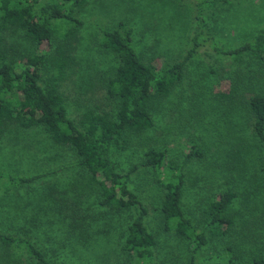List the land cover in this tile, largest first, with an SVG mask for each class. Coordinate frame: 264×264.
I'll return each mask as SVG.
<instances>
[{
    "label": "rangeland",
    "instance_id": "rangeland-1",
    "mask_svg": "<svg viewBox=\"0 0 264 264\" xmlns=\"http://www.w3.org/2000/svg\"><path fill=\"white\" fill-rule=\"evenodd\" d=\"M194 4L195 0H88L77 10L84 24L76 42V64L59 88L74 121L79 122L84 110L101 113L114 107L103 79L115 60L98 46L102 29L124 19L143 60L157 67L172 64L198 33ZM205 15L206 33L223 49L246 43L264 30V0L214 5L206 8ZM231 91L238 95L236 101L219 99L218 93ZM255 93L264 95V60L248 51L232 58L205 45L184 65L181 79L153 104V136L159 140L154 144L166 147L176 163H184L182 206L195 229L204 228L206 211L219 192H234L225 210L232 220L230 228L222 227L226 235L215 237L204 230V242L194 247L191 239L163 229L156 210L162 191L152 183L151 172L132 173V190L147 208L144 222L158 242L154 264H192V260L193 264H259L264 259V149L243 100ZM151 135L144 137L150 142ZM191 144L200 155L194 153L185 160ZM132 145L138 153L147 146L142 139H134ZM134 151L129 148L118 157L123 170L139 160ZM0 167L18 173L60 169L31 184L0 190V232L35 240L48 249L47 255L62 256L65 263L124 264L116 233L130 222L135 209L102 207L99 188L89 182L88 173L68 147L53 143L41 128L13 124L0 141ZM85 224L92 227L84 229ZM60 237L71 238L70 246L54 242ZM127 260L134 264V259ZM0 264L35 263L21 250L0 243Z\"/></svg>",
    "mask_w": 264,
    "mask_h": 264
},
{
    "label": "trees",
    "instance_id": "trees-1",
    "mask_svg": "<svg viewBox=\"0 0 264 264\" xmlns=\"http://www.w3.org/2000/svg\"><path fill=\"white\" fill-rule=\"evenodd\" d=\"M87 2L0 0V141L13 124L24 129L41 128L53 143L66 146L75 154L78 166L88 173L89 182L99 188L102 207L112 210L134 208L130 222L116 233L115 242L125 256L124 264H129L128 257L135 260L134 264H154L156 259L157 238L144 222L147 208L131 186V175L138 170L151 172L152 183L162 191L156 210L165 231L173 229L177 237L194 241V247L204 242V230L215 237L226 235L227 229L222 227L225 224L230 228L232 220L225 210L232 202L234 192H219L206 211L204 228L200 232L196 230L195 223L182 206L184 163H176L168 157L166 147L154 144L159 140L153 136L156 124L151 109L181 79L184 65L199 47L208 45L218 54L232 58L248 51L264 60V30L246 43L223 49L206 33L207 18L203 16H206L207 7L230 5L234 0H195L194 21L198 33L191 39V46L172 64L157 67L136 52L132 29L126 20L117 21L115 26L101 30L102 36L97 42L115 60L110 74L103 79L107 97L114 107L101 113L84 110L77 123L70 116L59 88L68 70H73L76 64V42L84 24L76 11ZM200 34L203 38L199 40ZM43 43H46L45 47L41 48ZM218 94L220 100L228 98L234 102L238 98L234 91ZM243 100L253 120L255 136L264 149V95L255 93ZM148 133H152L150 142L144 137ZM134 139H142L147 144L139 153L132 145ZM129 148L135 150V155L138 153L139 160L131 161L123 170L118 157ZM194 153L200 155L191 144L185 160ZM261 168L264 171V163ZM58 170L18 173L0 167V190L7 192L31 184ZM85 225L84 229L92 227ZM70 241L69 237L54 240L60 242L61 247L70 246ZM81 242L80 245L86 239ZM0 243L8 249L21 250L35 264H69L61 260L62 256L47 255V248L28 237L0 232ZM191 262L193 264L194 260ZM259 264H264V259L259 260Z\"/></svg>",
    "mask_w": 264,
    "mask_h": 264
}]
</instances>
